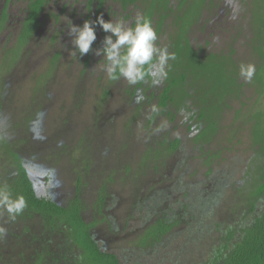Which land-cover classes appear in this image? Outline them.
Here are the masks:
<instances>
[{
	"label": "rangeland",
	"instance_id": "rangeland-1",
	"mask_svg": "<svg viewBox=\"0 0 264 264\" xmlns=\"http://www.w3.org/2000/svg\"><path fill=\"white\" fill-rule=\"evenodd\" d=\"M106 2L103 11L106 21L116 22L122 17L126 26L134 28L137 15L145 17L144 3L125 10L122 0ZM183 2L171 0L173 12L164 13L169 18L162 32L158 33L160 15L154 17L153 29L158 37L155 46L167 48L172 54V44L182 28V38L189 36L195 50L207 56L232 59L234 64L223 62V72L214 67V82L210 83L223 93L226 82L220 80L228 77L227 83L236 80L240 92L231 95L226 101L227 108L218 114L223 118L215 140L210 135L203 138L207 145L205 153L196 141L200 132L197 124L191 122V113L178 111L173 108L177 105H173L171 114H161L159 95L166 77L153 87L152 83L145 82V90L137 98L146 95L150 102L146 100L142 104L144 114L137 118L134 116L139 103L128 93L137 88L138 82L132 85L123 77L109 78L103 56L92 54L91 66L87 69V54L70 55L72 44L68 29L71 23L83 25L89 13L88 0H51L43 17L44 34L25 46H18L21 28L17 20L10 29L0 31V137L11 141L20 152L30 154L25 158L38 191L51 193L57 202L63 204L76 197L78 175L85 172L82 197L87 206V220L98 222L97 233L107 242L108 251L120 255L127 264H133L134 256L140 264H171L175 259L180 260L178 264L205 262L226 238L222 222L242 219L234 210L251 199L250 184L264 172V153L259 154L264 147V93L260 89L264 88V0H188L189 5L182 9ZM28 5V0H11L9 13L13 21L24 19ZM6 6L7 0H0V12ZM74 13L75 17H70ZM51 15L63 16L60 26L51 28L54 22L51 19L50 23ZM126 17L129 20L125 21ZM55 30L62 34L58 33L54 42ZM99 47L102 46L95 48ZM221 63L216 61L218 65ZM173 64L175 59H170L165 72ZM241 64L255 66L250 81L240 76ZM231 71L235 72L234 80ZM199 81L202 87L208 88L205 81ZM106 90L111 92L107 99L103 97ZM219 92L214 90V95ZM153 94L157 95L155 100H151ZM155 116L156 123L150 129V121ZM193 124L195 128L190 131ZM165 136L182 142L175 156L163 158L160 154L164 149L155 151L161 150L159 144ZM150 146H155L152 153H148ZM87 156L90 162L75 169L81 163L77 158ZM1 163L0 156V166ZM219 181H223L222 190ZM102 186L109 188L103 215L97 206ZM217 191L222 192L221 205L209 215L201 207L202 193ZM186 193L189 195L185 198ZM187 204L195 213H187L184 218L207 227L192 236L178 234L169 246L160 249L161 253L150 257L138 255V237L151 213L159 209L158 215L163 216L160 211L162 214L171 208L178 211ZM1 211L0 228L6 233L9 225L3 221ZM158 215L151 216L154 221L149 223L153 224ZM220 223L223 229L219 228ZM6 237L0 239V251L2 244H8V248L10 244L17 254L16 257L6 254L5 258L10 259L6 264H23L17 242L12 239L7 243ZM3 263L0 255V264Z\"/></svg>",
	"mask_w": 264,
	"mask_h": 264
},
{
	"label": "trees",
	"instance_id": "trees-1",
	"mask_svg": "<svg viewBox=\"0 0 264 264\" xmlns=\"http://www.w3.org/2000/svg\"><path fill=\"white\" fill-rule=\"evenodd\" d=\"M49 1L29 0L28 15L19 41L21 46H25L35 36L36 32L39 31L41 27L40 18L47 10ZM10 2L11 0H8L7 4ZM123 3L125 10L129 6L136 7L137 4L144 3V18L151 22L152 27L154 17H156V14H159L161 22L158 33L162 32L164 22L169 18V14L164 13L173 12L170 7L171 0H123ZM96 4L99 6L98 11L101 14L104 11V0H99L98 3H95V0H90L89 9L93 10ZM187 4L189 5L188 0H185L181 6L182 9ZM178 22L180 23V18ZM95 29L98 36L100 27L95 26ZM180 30L182 31L183 29L181 28ZM180 32L177 35V40L172 44V54L175 55V64L168 68L166 72L167 82L161 91V95H159V109H161L162 115L171 114V106L177 105L173 108L178 109V111L186 110L189 114L191 113V122L197 124L200 132L196 141L200 142V151L205 153L207 152V145H204L203 138L210 135L215 140L219 131V122L223 118V115L220 118L218 114L227 108V99L233 94L238 95L240 92L237 91L238 84L233 78L235 72L232 71L231 75L234 82L227 83L228 77H222L220 80L223 83L226 82L224 85L226 91L223 93L219 92L214 87V84L210 83L214 82V79H212L214 77V67H218L222 71L224 69L223 62L234 64L232 59L219 58L214 55L207 56L202 51L195 50L191 46L189 36L188 39L186 37L183 39V34ZM95 47L92 46L93 49ZM92 54L93 52L91 51L87 53V59L85 60V67L87 69L91 66ZM262 55L264 58V53ZM58 58H60L59 55ZM218 60L222 62L221 65L216 64ZM155 62L154 57L153 63ZM186 64L191 65L188 68L183 67ZM148 67V65L144 66L146 72ZM119 78L121 76H117L116 79ZM199 80L205 81V86L209 85L208 88L202 87L199 84ZM152 81L153 77L146 75L143 80L138 82L136 89H130L129 96L132 99L137 98L140 93L144 92L145 82L152 83V87L154 86ZM202 88L206 89L202 90ZM260 89L261 93H264V88L260 87ZM214 90L218 91L219 95H214ZM110 95L111 92L106 90L103 97L107 99ZM144 96L143 98L139 97L135 99L139 104L134 117L139 118L142 116L144 114V105L142 104L146 100L150 102V98L146 95ZM156 98V94L151 96V100H155ZM79 107L81 108L82 104H79ZM1 108L2 105L0 106ZM155 123L156 116L150 121V129L153 128ZM194 124L190 126V131L195 128ZM81 143H79L80 146ZM160 145H162L160 147L161 150H155V146H150L148 153H152L153 150L162 151L164 149L163 154H160L164 158L166 155L175 156L182 148V142L179 139L171 140L168 136L163 138ZM263 153L264 147H261L259 154ZM0 156L3 162L0 166V189L8 191L12 199L23 196L27 205L15 220H11L7 212L2 209L1 217L3 221L8 223L9 229L5 234H0V239L5 235L7 236L5 239L8 238L7 243L12 239L17 242L18 247L22 251L20 256L23 264H127L125 259L124 261L126 262H122L123 260L120 255L108 251L106 248L107 242L101 240L97 233L98 222L90 223L87 220V206L82 197L85 172L78 175V192L76 197L71 201L68 199L62 204L57 202L51 193L42 194L38 191L26 162L25 156H30L28 152H20L11 141L5 137H0ZM211 161L207 162L210 163ZM5 162H8V164H5ZM77 162L81 163L77 164L75 169H79V167L83 168L85 163L90 162V159L88 156L84 159L78 157ZM127 171L130 173V169ZM212 171H210L211 175L213 174ZM214 183H216L215 180ZM220 183L222 190L224 187L223 181ZM182 184L177 190L178 193L181 192ZM104 186H102L101 197L97 204L99 208L98 212L101 215L104 214L103 211L107 206V198L109 196V188ZM250 186L251 199L246 198L247 204L234 210V213H240L242 219L234 223L222 222L226 228L224 233L226 234V238L220 241V246L215 248L216 250L213 255L210 253V257L202 264H264V172L260 177L253 180ZM188 195L186 193L185 198ZM221 195L222 192L219 191L206 195L202 193L203 203L201 207L204 208L205 213L209 212L210 215L215 209L218 210L217 208H219L222 201ZM209 205L214 207L208 208ZM158 211L151 213V216L158 215ZM187 213H195V211L189 208L188 204L182 206L178 211H175L173 208L165 211L163 214L160 211V214L163 216L158 215V219L153 224L149 223L154 221L153 217L149 216L150 219L145 220L147 223L144 224L145 229L138 237V255L150 257L151 254L161 253L160 249L167 245L169 246L178 234L186 233L187 236H192L203 227H207L206 224L194 219L192 221L186 220L184 215H187ZM110 226L112 231H114V226L112 224ZM223 226L221 224L219 228L223 229ZM208 229L211 234L212 226ZM16 230H20V232L17 234ZM9 246L10 248H8V244H2L1 246L0 255L4 261L3 264H6L10 260L5 258L6 254L13 257L17 256L15 248L11 247L10 244ZM179 261L175 259L171 261V264H178L180 263ZM132 263L140 264L136 261V256H134Z\"/></svg>",
	"mask_w": 264,
	"mask_h": 264
},
{
	"label": "clouds",
	"instance_id": "clouds-1",
	"mask_svg": "<svg viewBox=\"0 0 264 264\" xmlns=\"http://www.w3.org/2000/svg\"><path fill=\"white\" fill-rule=\"evenodd\" d=\"M95 26H99L106 35L102 47L93 49L92 44L97 39ZM67 34L71 37L70 55L76 56L79 53L83 57L91 51L95 56H103L109 78L121 76L132 85L143 80L146 75L153 77L152 82L158 84L167 75L164 70L167 62L175 59V55L170 54L167 48L155 46L157 33L151 22L140 15L135 18L134 28L126 26L123 20L106 21L103 14H100L94 21L85 20L82 26L71 23ZM145 65L149 66L147 72L144 70ZM254 73V65H240V76L245 81H250ZM26 206L23 196L12 199L8 191L0 189V209L6 211L11 220H15ZM4 233L5 229L0 228V234Z\"/></svg>",
	"mask_w": 264,
	"mask_h": 264
},
{
	"label": "flooded vegetation",
	"instance_id": "flooded-vegetation-1",
	"mask_svg": "<svg viewBox=\"0 0 264 264\" xmlns=\"http://www.w3.org/2000/svg\"><path fill=\"white\" fill-rule=\"evenodd\" d=\"M51 1V0H50ZM50 1H49V3H48V6L50 5ZM98 1L99 0H95V3L97 2L98 3ZM88 2H89V4H90V0H88ZM7 3H8V0H7ZM28 3H29V0H28ZM122 3H123V1H122ZM11 4V2L9 3V4H7V6H6V8H4L3 9V11H1L0 12V31H3V30H5L6 28H11L12 26H13V24H14V22L17 20L18 22H17V25H18V28L20 29L21 28V33H20V36H21V34L23 33V25H24V23H25V21H26V18H27V11L28 10H26L25 12H24V19L23 20H21V19H15L14 21H13V19H14V17H13V15L11 14V12L9 13V5ZM106 5H107V2H106V0H104V8L106 7ZM48 6H47V8H48ZM88 7V11H89V13H88V15H87V17H86V19L85 20H95L96 19V17L98 16V15H100V11H98V4H96V5H94V7H93V10H90L89 8H90V5H88L87 6ZM130 7H134V6H129V8ZM8 8V9H7ZM123 8H124V3H123ZM128 8V9H129ZM28 9V8H27ZM127 9V10H128ZM7 10V11H6ZM63 13V10L61 11V14ZM45 14H47V10L44 12V14L41 16V18H40V23H41V27L39 28V31H37L36 32V34H35V36L33 37V38H31L30 40H34L37 36H39V35H43L44 34V32H43V30H44V28H46V24L43 22V17L45 16ZM101 14H103V12H101ZM90 15H91V17H90ZM63 17V16H62ZM62 17H60L59 15H51V17L49 18V20H50V23H51V19H53L54 20V22L53 23H51V28H53V27H58V26H60L61 24H60V21H62ZM70 17H75V13L73 14V15H71ZM108 18H109V16H108ZM127 18L128 17H126L125 18V21L127 20ZM20 20H21V22H20ZM105 20H107V17H106V19ZM120 20H122V17L120 18ZM21 26V27H20ZM9 28V29H10ZM56 32H54V35H53V39H54V42H55V40H57V37H59L58 36V33H59V35L61 36V34H62V31H58V30H55ZM99 32H98V36H97V39H96V41H94L93 42V44H92V46H102V41H101V39L103 40V38H104V36H103V31L100 29V30H98ZM19 36V37H20ZM18 46H21V43H19L18 44Z\"/></svg>",
	"mask_w": 264,
	"mask_h": 264
}]
</instances>
